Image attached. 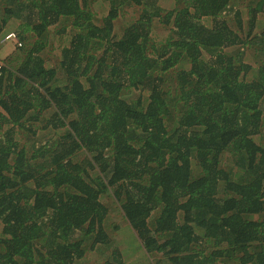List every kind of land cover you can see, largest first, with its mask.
<instances>
[{
  "label": "trees",
  "instance_id": "trees-1",
  "mask_svg": "<svg viewBox=\"0 0 264 264\" xmlns=\"http://www.w3.org/2000/svg\"><path fill=\"white\" fill-rule=\"evenodd\" d=\"M163 1L0 0V264H264V0Z\"/></svg>",
  "mask_w": 264,
  "mask_h": 264
},
{
  "label": "rangeland",
  "instance_id": "rangeland-1",
  "mask_svg": "<svg viewBox=\"0 0 264 264\" xmlns=\"http://www.w3.org/2000/svg\"><path fill=\"white\" fill-rule=\"evenodd\" d=\"M170 2V0H164L162 3L163 4H167ZM237 7L238 9L243 8L242 7V3L237 2ZM94 12L96 13L97 18L101 17L102 15H104V12H101V8L96 6L93 8ZM123 16V15H122ZM128 16H134L133 11L132 10H128ZM124 21V19L122 20ZM118 22H120V19H118ZM155 26V25H154ZM68 31V29H66ZM67 31L65 33H67ZM156 31L158 32V34L160 35V37H162L163 39L166 38L167 36V30L164 29L162 30L160 27L156 28ZM9 32H5L2 31L1 33V37H0V63H2V61L8 57L10 54H12L15 50H16V42L15 41H11V40H5L4 37L6 36V34H8ZM62 33V34H65ZM60 34H58L57 32L53 31V33L50 34V41L49 44L47 46V48H45L43 53H47V54H43V58L44 60H52L53 57H58L60 55L59 51L60 48L65 45V43H63V39L59 36ZM46 55V56H45ZM47 57V58H46ZM252 52L247 50L246 54H245V59L244 61L246 63H249L252 65ZM52 63V62H51ZM54 63V62H53ZM48 135L45 134L44 137L42 138L47 139ZM101 202L103 204L110 202L108 200V198L103 197L101 198ZM110 207L114 208L113 205L111 203H108ZM107 204V205H108ZM108 211L109 208L108 206H106ZM114 216V220L110 219L108 222H106L105 227L107 228V235L109 236L110 239V246H95L94 250L97 252H95L92 255L87 256V261H85V264H92V261H97L98 259L102 258V255H109L111 254V251L113 249H119V248H124V244L129 240L130 234L131 232L129 231V229L127 228L128 226H126V224L123 222V220L121 219L119 213L117 212V210H113L112 213ZM120 245V246H119ZM101 249V250H100ZM125 249V248H124ZM124 251V250H123ZM144 253L139 251L138 248H133L132 247V252H131V256L128 259V262H126V264H146L144 263L146 261V258L144 257Z\"/></svg>",
  "mask_w": 264,
  "mask_h": 264
},
{
  "label": "built area",
  "instance_id": "built-area-1",
  "mask_svg": "<svg viewBox=\"0 0 264 264\" xmlns=\"http://www.w3.org/2000/svg\"><path fill=\"white\" fill-rule=\"evenodd\" d=\"M4 39L5 40H10V39H15V35H14V33H8V34H6V36L4 37ZM3 66V64L2 63H0V67H2Z\"/></svg>",
  "mask_w": 264,
  "mask_h": 264
}]
</instances>
